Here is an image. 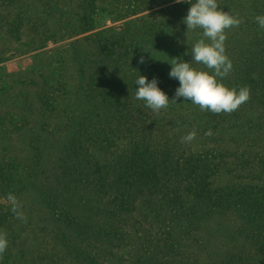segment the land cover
<instances>
[{"label": "trees", "instance_id": "trees-1", "mask_svg": "<svg viewBox=\"0 0 264 264\" xmlns=\"http://www.w3.org/2000/svg\"><path fill=\"white\" fill-rule=\"evenodd\" d=\"M217 2L242 21L226 31L233 68L224 83L251 89L231 114L171 100L180 82L170 62L192 57L169 26L145 15L103 26L98 0H81L86 29L102 28L74 41L76 95L55 68L43 71L29 99L39 126L28 149L0 146V264H264V0ZM26 5L0 0V42L39 31ZM140 75L157 79L166 109L135 98ZM221 171L241 182L215 184Z\"/></svg>", "mask_w": 264, "mask_h": 264}, {"label": "rangeland", "instance_id": "rangeland-1", "mask_svg": "<svg viewBox=\"0 0 264 264\" xmlns=\"http://www.w3.org/2000/svg\"><path fill=\"white\" fill-rule=\"evenodd\" d=\"M83 1V0H82ZM81 0H27L24 7L28 14L39 17V31H23L24 40L0 42V139L20 153L28 149L31 133L39 126L36 114H30L29 99L34 97L36 83L43 71L56 69L65 82V90L76 95L79 87L78 57L76 45L92 30L86 29L81 17ZM191 3L189 0H98L96 21L100 25L119 28L127 20L147 16L163 26H169L171 34L191 54L192 46L199 38V28L187 30L184 17ZM50 74V73H48ZM8 140L10 143H8ZM197 140H199L197 138ZM208 145V144H206ZM202 146V139L199 142ZM254 181L253 179H250ZM241 180L230 172L221 171L215 184H227ZM242 181H249V178ZM31 232H27L29 239Z\"/></svg>", "mask_w": 264, "mask_h": 264}, {"label": "clouds", "instance_id": "clouds-1", "mask_svg": "<svg viewBox=\"0 0 264 264\" xmlns=\"http://www.w3.org/2000/svg\"><path fill=\"white\" fill-rule=\"evenodd\" d=\"M177 3L181 0H176ZM191 7L184 17V23L189 29H202V38L191 48V60L174 58L169 76L179 80V87L175 90L172 101L178 98L191 101L198 105L201 111H210L214 114L228 113L250 99V86L229 87L224 79L232 71V60L226 53V31L238 27L242 22L239 14H233L223 10L217 0H189ZM261 28H264V15L256 17ZM194 62V63H193ZM139 63H144L141 56ZM195 65H202L197 68ZM137 89L135 98L145 102L146 107L159 113L161 109L169 106V97L159 86L154 77L151 81L147 76L140 75L136 80ZM196 130L193 129L183 136L182 143L190 144L196 138ZM211 130L205 135H211ZM11 211L17 218L24 219L22 204L14 194L7 197ZM8 247L7 233L0 231V259L3 258Z\"/></svg>", "mask_w": 264, "mask_h": 264}]
</instances>
